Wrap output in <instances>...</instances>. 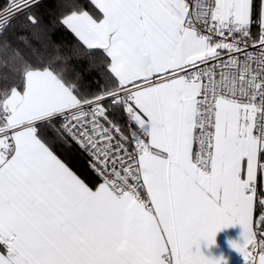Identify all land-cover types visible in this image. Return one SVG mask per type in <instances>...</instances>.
<instances>
[{
  "label": "snow or ice",
  "instance_id": "obj_1",
  "mask_svg": "<svg viewBox=\"0 0 264 264\" xmlns=\"http://www.w3.org/2000/svg\"><path fill=\"white\" fill-rule=\"evenodd\" d=\"M0 69V264H264V0H0Z\"/></svg>",
  "mask_w": 264,
  "mask_h": 264
},
{
  "label": "crops",
  "instance_id": "obj_2",
  "mask_svg": "<svg viewBox=\"0 0 264 264\" xmlns=\"http://www.w3.org/2000/svg\"><path fill=\"white\" fill-rule=\"evenodd\" d=\"M242 232L243 229L238 224L224 228L216 234L214 244L209 245L207 241L201 240L200 251L210 258L223 257L227 264H245L243 256L231 246L232 241H241Z\"/></svg>",
  "mask_w": 264,
  "mask_h": 264
},
{
  "label": "trees",
  "instance_id": "obj_3",
  "mask_svg": "<svg viewBox=\"0 0 264 264\" xmlns=\"http://www.w3.org/2000/svg\"><path fill=\"white\" fill-rule=\"evenodd\" d=\"M54 2V0H53ZM85 4V7L88 6V0H80ZM66 41L69 45L74 44V38L69 34L66 36ZM7 71L6 69H0V74ZM4 86V81L0 79V87ZM94 87V85H93ZM69 165L73 168L74 171L77 172L78 175L81 176L82 179L85 180L90 186H93L94 183H98L99 179L93 174V172L87 166V161L84 157L79 154H74L69 158Z\"/></svg>",
  "mask_w": 264,
  "mask_h": 264
},
{
  "label": "built area",
  "instance_id": "obj_4",
  "mask_svg": "<svg viewBox=\"0 0 264 264\" xmlns=\"http://www.w3.org/2000/svg\"><path fill=\"white\" fill-rule=\"evenodd\" d=\"M90 169V168H89ZM91 170V169H90ZM92 171V170H91ZM93 174L95 175V173L93 172ZM98 178V177H97ZM99 179V178H98Z\"/></svg>",
  "mask_w": 264,
  "mask_h": 264
}]
</instances>
